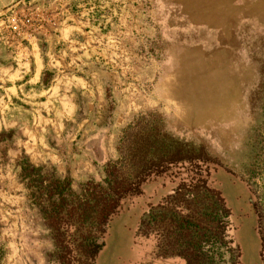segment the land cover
Here are the masks:
<instances>
[{"label": "rangeland", "instance_id": "rangeland-1", "mask_svg": "<svg viewBox=\"0 0 264 264\" xmlns=\"http://www.w3.org/2000/svg\"><path fill=\"white\" fill-rule=\"evenodd\" d=\"M125 141L140 164L199 152L220 164L209 185L226 225L205 216L211 200L171 199L169 180L104 227L97 207L83 212L74 198ZM156 210L166 218L145 238ZM215 231L227 250L197 256ZM92 240L94 264H264V0H0V264H86Z\"/></svg>", "mask_w": 264, "mask_h": 264}, {"label": "trees", "instance_id": "trees-1", "mask_svg": "<svg viewBox=\"0 0 264 264\" xmlns=\"http://www.w3.org/2000/svg\"><path fill=\"white\" fill-rule=\"evenodd\" d=\"M123 134L126 137L129 136V133H127L126 130H123ZM127 143L128 141L119 143L117 150L119 154H121V157L119 156L114 162L110 161L106 163L104 180L101 183H87L82 188L80 196L74 198L78 203H83V212L97 207L100 225L104 227L113 219V217L124 211L128 207L130 201L143 194L145 185L155 183L158 180H169L170 183L176 184V192L171 199L180 195H188V198H194L193 201H197L200 204L211 200L215 206L214 210H210L205 216L212 217V220L219 225H226L230 213L226 207L223 194L221 190L209 185L212 172L221 168L220 164L210 159L202 152H199L196 155L190 153H184L185 155L179 156L169 155L158 159L156 162L151 161L145 164H140L134 160L137 147H131L127 145ZM130 154L131 157L128 156ZM129 159L131 166L134 167V169L136 168V172L132 175L124 176L122 173L123 165L125 164V161H128ZM138 169L139 171L137 172ZM22 171L26 173L25 177L30 178V175L35 174L38 169L24 166ZM59 184L61 183L58 180L53 181L51 182V187L57 189ZM79 198H81L82 201H79ZM179 203L183 202L179 201ZM51 205H53V203ZM157 211L158 210H156L155 213H147L140 219L139 230L141 236L145 238L148 237L146 230L150 229L151 220L156 223L157 220L160 221L161 219L166 218L163 213ZM44 213L45 211H43V214ZM203 215L204 213L200 215L202 219H204ZM172 218H177V227L180 230L185 228V224L188 222L187 219H190L187 216H181V214H176V217ZM44 220L46 221L48 229H51L52 231L56 230V223L53 222V219H50V216H48L47 213L44 215ZM217 235H219L217 231L212 233L208 232V234L200 232L198 236V253L196 255L199 257L204 256L203 253L205 252L202 251L204 248L202 244L204 243L207 244V251L213 249V254L216 258L221 255L219 252L223 251L221 249L222 247L227 250V245L221 242L222 239H218ZM213 241H217L216 244H219L218 247H216ZM208 242H210V244ZM67 248L66 251L70 252L69 247ZM102 248L103 243H99L96 240L86 243L83 247L86 264H94ZM191 250L197 251L193 248H191ZM63 258L64 257L61 255H57V261L59 264H64ZM222 259L225 260L224 256ZM183 260H185L187 264H193L189 262L190 260L186 257L183 258Z\"/></svg>", "mask_w": 264, "mask_h": 264}, {"label": "crops", "instance_id": "crops-1", "mask_svg": "<svg viewBox=\"0 0 264 264\" xmlns=\"http://www.w3.org/2000/svg\"><path fill=\"white\" fill-rule=\"evenodd\" d=\"M172 260L173 259H164V258H161V259H159V261H155L154 264H179V263H174ZM185 263H180V264H185Z\"/></svg>", "mask_w": 264, "mask_h": 264}]
</instances>
